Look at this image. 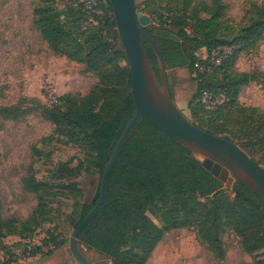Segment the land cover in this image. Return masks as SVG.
<instances>
[{
    "label": "trees",
    "instance_id": "trees-1",
    "mask_svg": "<svg viewBox=\"0 0 264 264\" xmlns=\"http://www.w3.org/2000/svg\"><path fill=\"white\" fill-rule=\"evenodd\" d=\"M38 1L42 7L34 12L33 24L48 48L56 56L83 64L86 71L95 73L99 84L86 96L58 98L60 105L42 108L43 119L54 126L52 135L44 141L65 137L73 145L85 146L88 156L72 169L67 164L59 167L56 173L60 184H45L33 176L22 180L24 190L36 196L37 205L26 220L3 218L0 207V264H16L15 249L19 247L28 258H49L65 244V240H58L49 231L41 246L27 247L22 242L33 238L49 222L45 203L53 188L68 189L76 198L81 196L77 179L82 173L97 175L99 183L94 195L79 204L73 228L89 214L100 195L103 169L134 114L129 65L119 63L121 59L127 63V59L116 36L108 0L98 1L96 9L102 11V16L86 15L84 1L75 0L73 9L79 18L73 22L77 25L92 20L77 33L68 29L66 14L54 7V0ZM191 3L189 0L187 5ZM226 8L219 0L210 4L201 1L195 11L206 17L195 14L190 23L175 18V12L169 11L168 21L156 26L175 29L180 42L152 40L166 64L173 70L187 68L197 85L196 95L188 104L198 120L192 123L209 134L247 147L254 162L264 170V112L242 107L237 101L240 90L253 76L232 71L241 52L264 40V8L253 6L248 10L244 25L228 20ZM143 44L157 73L154 54ZM218 48H231L232 52L208 73H198L196 54L205 50L209 59ZM207 62L200 61L203 66ZM203 92L223 98L207 119L200 115L208 110L197 103ZM170 93L173 98L171 88ZM7 111L0 110L4 118L9 117ZM231 192L233 198L191 157L190 150L143 122L126 143L108 178L106 202L94 223L84 230L86 245L111 264H147L166 232L192 229L213 258L223 261L226 250L221 235L230 231L239 238L243 252L256 257L264 250V203L239 183L232 185ZM149 210L159 213L162 227L146 216ZM10 237L20 242L10 246L6 243ZM46 247L48 250L44 251Z\"/></svg>",
    "mask_w": 264,
    "mask_h": 264
},
{
    "label": "rangeland",
    "instance_id": "rangeland-1",
    "mask_svg": "<svg viewBox=\"0 0 264 264\" xmlns=\"http://www.w3.org/2000/svg\"><path fill=\"white\" fill-rule=\"evenodd\" d=\"M135 0L136 8L148 16L156 26L167 22L169 11L178 18L190 23L195 14L201 18L206 15L196 12L199 2L208 4L212 0ZM226 5L225 16L234 25H244V16L253 6L264 8V0H219ZM54 7L66 14L68 29L81 32L88 22L74 20L79 14L73 9L75 0H54ZM42 7L38 0H0V110L8 111L4 118L0 113V207L3 218L28 219L37 205L34 194L24 190L22 180L33 176L45 184H60L57 169L67 164L74 168L79 161H85L88 150L85 146L73 145L65 137L49 138L54 126L43 119L42 108L52 107L44 98L45 90L53 91L54 98L66 96L83 97L99 84L95 73L85 70L83 64L56 56L43 41L33 24L34 12ZM103 13L99 16H102ZM230 53L232 49H230ZM205 57L201 50L197 54ZM119 63L128 65L124 59ZM235 73H247L253 79L239 92L238 103L242 107L255 108L264 112V40L253 49L241 52L235 60ZM171 91L179 111L191 122H197L188 109L197 92V85L187 68H178L171 74ZM61 102L57 101L60 105ZM200 118L207 119L215 109H206ZM247 154L250 151L242 146ZM62 175V174H61ZM82 194L75 197L68 189L53 188L52 195L45 203L50 212L49 222L37 231L30 240L23 241L27 247L41 246L49 231L65 244L57 250L53 258L40 256L28 258L21 247L15 249L16 264H72L67 253L68 241L74 231L73 220L78 216L79 204L91 198L99 183L98 176L82 173L77 179ZM222 189L233 198L232 186ZM146 216L158 227H162L159 213L149 210ZM226 250L223 261H217L206 247L197 240L192 229H176L165 233L156 246L147 264H264V250L256 257L243 252L240 240L230 231L221 235ZM18 238H8L7 243L14 246ZM47 251L48 248H43ZM85 251V249H84ZM92 257V252H84Z\"/></svg>",
    "mask_w": 264,
    "mask_h": 264
},
{
    "label": "water",
    "instance_id": "water-1",
    "mask_svg": "<svg viewBox=\"0 0 264 264\" xmlns=\"http://www.w3.org/2000/svg\"><path fill=\"white\" fill-rule=\"evenodd\" d=\"M121 51L130 70V94L134 114L117 140L110 158L100 177V195L89 214L76 226L69 239L68 256L77 264H111L109 259L90 262L78 245L83 241L82 232L101 212L107 198V181L126 143L138 126L147 122L160 132L191 151V157L212 178L230 188L239 183L264 203V170L235 142L214 136L197 128L177 108L171 96V69L152 38L144 30L153 31V36L180 42L175 29L155 26L135 6V0H108ZM146 43L154 54L157 73L147 55ZM99 179V177H98Z\"/></svg>",
    "mask_w": 264,
    "mask_h": 264
},
{
    "label": "built area",
    "instance_id": "built-area-1",
    "mask_svg": "<svg viewBox=\"0 0 264 264\" xmlns=\"http://www.w3.org/2000/svg\"><path fill=\"white\" fill-rule=\"evenodd\" d=\"M84 1L85 7L84 12L86 15L91 16L92 14H98L100 15L101 12L97 11L98 1H104V0H82ZM92 21V20H91ZM231 48H218L216 50H213L210 54V58L208 59L207 53L205 57H199L198 62L195 64V68L198 73H208L212 66H216L220 63L221 60H224L227 58V56L230 54ZM205 51V50H203ZM206 52V51H205ZM200 61L207 62L205 66L201 65ZM53 91H49L48 89L45 90L44 98L48 99V104L50 106L57 104V98H54ZM223 101L222 96H217L209 92H203L201 93L199 99L197 100V103L204 106L206 109H216Z\"/></svg>",
    "mask_w": 264,
    "mask_h": 264
},
{
    "label": "flooded vegetation",
    "instance_id": "flooded-vegetation-1",
    "mask_svg": "<svg viewBox=\"0 0 264 264\" xmlns=\"http://www.w3.org/2000/svg\"><path fill=\"white\" fill-rule=\"evenodd\" d=\"M145 33H147L151 38H158V37H155L153 36V31H149L147 29L144 30ZM159 40H162L161 38H158ZM165 40V39H164ZM172 86H173V82H172ZM171 86V87H172ZM94 223V222H93ZM92 224V223H91ZM90 225V224H89ZM85 230V229H84ZM81 233L82 234V237H83V241L80 245H78V248L80 249V251L82 252V254L85 256V258L87 260H89L90 262H95V261H99L100 259H104V258H100L98 259V256L95 252H93L92 254V257H87L86 253H84L85 251L87 252H92L91 250L88 249L87 245H86V242H85V239H84V231ZM68 247H69V241H68ZM85 249V251H84ZM70 257V256H69ZM70 261L72 262V264H77V263H74L72 260H71V257H70Z\"/></svg>",
    "mask_w": 264,
    "mask_h": 264
},
{
    "label": "crops",
    "instance_id": "crops-1",
    "mask_svg": "<svg viewBox=\"0 0 264 264\" xmlns=\"http://www.w3.org/2000/svg\"><path fill=\"white\" fill-rule=\"evenodd\" d=\"M10 238H11V237H10ZM13 238H16V237H13ZM6 243H7V240H6ZM53 256H54V255H52L51 257L53 258ZM51 257H49V258H51Z\"/></svg>",
    "mask_w": 264,
    "mask_h": 264
}]
</instances>
